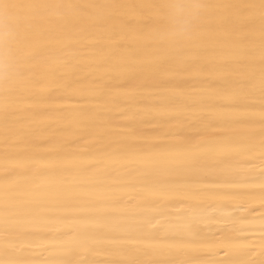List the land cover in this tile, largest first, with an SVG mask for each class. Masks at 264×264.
<instances>
[{"label":"bare ground","instance_id":"bare-ground-1","mask_svg":"<svg viewBox=\"0 0 264 264\" xmlns=\"http://www.w3.org/2000/svg\"><path fill=\"white\" fill-rule=\"evenodd\" d=\"M264 255V0H0V264Z\"/></svg>","mask_w":264,"mask_h":264},{"label":"snow or ice","instance_id":"snow-or-ice-1","mask_svg":"<svg viewBox=\"0 0 264 264\" xmlns=\"http://www.w3.org/2000/svg\"><path fill=\"white\" fill-rule=\"evenodd\" d=\"M252 264H264V255H262V258L258 262L253 261Z\"/></svg>","mask_w":264,"mask_h":264}]
</instances>
